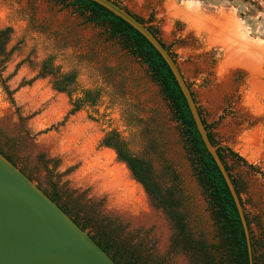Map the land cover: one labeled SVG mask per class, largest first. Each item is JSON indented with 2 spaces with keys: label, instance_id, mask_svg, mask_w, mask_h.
Instances as JSON below:
<instances>
[{
  "label": "rangeland",
  "instance_id": "374dc122",
  "mask_svg": "<svg viewBox=\"0 0 264 264\" xmlns=\"http://www.w3.org/2000/svg\"><path fill=\"white\" fill-rule=\"evenodd\" d=\"M117 1L145 20L154 14L148 25L172 46L216 141L246 161L226 158L243 181L240 200L251 229L264 236V51L245 50L233 29L243 27L251 43L264 40V0ZM68 3L0 0V29H13L0 72V148L47 194L55 188L62 205L90 221L93 235L96 227L113 229L140 264H196L177 246L168 215L102 145L118 131L151 161L162 186L176 189L195 238L217 245L209 200L170 103L121 39ZM51 55L62 72H77L80 88L102 91L96 107L71 113L69 96L38 77Z\"/></svg>",
  "mask_w": 264,
  "mask_h": 264
},
{
  "label": "trees",
  "instance_id": "16d2710c",
  "mask_svg": "<svg viewBox=\"0 0 264 264\" xmlns=\"http://www.w3.org/2000/svg\"><path fill=\"white\" fill-rule=\"evenodd\" d=\"M61 1H69L68 5L75 7L80 13L85 15L89 22L106 26L113 38L121 39L124 48L147 66L153 81L159 86L163 97L170 103L176 122L182 128L189 145L188 148L193 160L196 177L208 197L213 219L218 228L220 241L217 245H208L206 241L195 238L189 230L180 196L175 188H164L162 186L151 161L134 153L128 142L116 130L109 131L102 140L104 147L111 148L116 152L118 160L127 166L133 179L144 188L152 203L164 210L173 222L177 231V246L187 251L196 264H264V236L258 238L254 235L251 229L252 222L246 216L250 230L251 257L248 237L236 201L216 160L208 151L181 87L163 56L132 25L93 0ZM112 1L122 6L117 0ZM122 7L143 24L148 25L154 20V14L148 20H145L124 6ZM148 27L177 61L176 55L172 51V46L167 45L160 37L159 29L153 25H148ZM12 33L13 29L11 27L0 29V72L3 71L4 65L9 59L10 53L7 45L11 40ZM38 77H49L56 91L66 93L69 96L72 105L71 113L96 107L102 96L100 89L80 88L77 83V72H62L61 67L55 64V57L52 55L41 62ZM188 85L191 89V85ZM192 95L197 102L193 91ZM198 108L208 131V136L213 145L218 147L217 152L229 172L239 197H241L244 191L243 181L241 182L232 175L226 158L231 156L246 165L247 163L232 149L220 146L211 131V125L204 118L201 108L199 106ZM0 151L17 165L1 148ZM249 168L254 170L252 165H249ZM48 195L83 230L88 231L93 240L117 264H140L136 255L129 252V249L123 245V241L115 240L113 229L111 230L108 226L96 227L94 230L95 235H93L90 231V221L85 220L82 222L69 206L62 205L59 193L55 188L53 193Z\"/></svg>",
  "mask_w": 264,
  "mask_h": 264
},
{
  "label": "water",
  "instance_id": "95a60500",
  "mask_svg": "<svg viewBox=\"0 0 264 264\" xmlns=\"http://www.w3.org/2000/svg\"><path fill=\"white\" fill-rule=\"evenodd\" d=\"M139 31L163 56L188 102L202 139L221 169L239 209L248 237L249 225L233 181L211 142L192 91L175 59L149 29L112 0H93ZM0 264H117L74 219L0 151Z\"/></svg>",
  "mask_w": 264,
  "mask_h": 264
},
{
  "label": "bare ground",
  "instance_id": "6f19581e",
  "mask_svg": "<svg viewBox=\"0 0 264 264\" xmlns=\"http://www.w3.org/2000/svg\"><path fill=\"white\" fill-rule=\"evenodd\" d=\"M243 27H241L239 24L233 25V29L235 32L236 37L238 38L237 41L241 44L243 48L247 51H264V40H258L253 37H251L252 40L255 42L251 43L249 40H247V33L243 32ZM248 36V35H247ZM235 39V38H234Z\"/></svg>",
  "mask_w": 264,
  "mask_h": 264
}]
</instances>
